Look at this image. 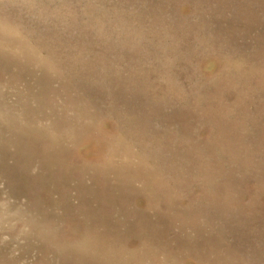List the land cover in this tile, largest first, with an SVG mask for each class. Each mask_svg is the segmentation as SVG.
Masks as SVG:
<instances>
[{
    "label": "rangeland",
    "instance_id": "obj_1",
    "mask_svg": "<svg viewBox=\"0 0 264 264\" xmlns=\"http://www.w3.org/2000/svg\"><path fill=\"white\" fill-rule=\"evenodd\" d=\"M0 264H264V0H0Z\"/></svg>",
    "mask_w": 264,
    "mask_h": 264
},
{
    "label": "bare ground",
    "instance_id": "obj_2",
    "mask_svg": "<svg viewBox=\"0 0 264 264\" xmlns=\"http://www.w3.org/2000/svg\"><path fill=\"white\" fill-rule=\"evenodd\" d=\"M101 135V134H100ZM97 136V135H96ZM94 137V136H93ZM98 137V136H97Z\"/></svg>",
    "mask_w": 264,
    "mask_h": 264
}]
</instances>
